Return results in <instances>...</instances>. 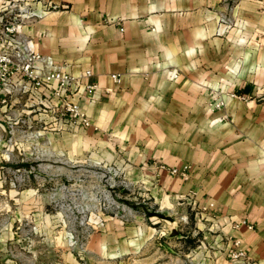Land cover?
<instances>
[{
  "label": "crops",
  "instance_id": "crops-1",
  "mask_svg": "<svg viewBox=\"0 0 264 264\" xmlns=\"http://www.w3.org/2000/svg\"><path fill=\"white\" fill-rule=\"evenodd\" d=\"M49 1L21 33L68 65L90 122L56 128L50 146L123 164L187 208L201 238L189 264H264V0ZM153 231L110 218L95 250L142 259L148 243L166 248ZM239 250L245 260L232 261Z\"/></svg>",
  "mask_w": 264,
  "mask_h": 264
},
{
  "label": "rangeland",
  "instance_id": "rangeland-1",
  "mask_svg": "<svg viewBox=\"0 0 264 264\" xmlns=\"http://www.w3.org/2000/svg\"><path fill=\"white\" fill-rule=\"evenodd\" d=\"M48 118L16 97L0 106V264H189L201 240L191 212L151 195L123 164L56 150ZM110 218L149 226L166 248L106 260L95 245Z\"/></svg>",
  "mask_w": 264,
  "mask_h": 264
},
{
  "label": "built area",
  "instance_id": "built-area-1",
  "mask_svg": "<svg viewBox=\"0 0 264 264\" xmlns=\"http://www.w3.org/2000/svg\"><path fill=\"white\" fill-rule=\"evenodd\" d=\"M49 0H2L0 2V106H6L12 97L24 100L32 112L48 111L54 115L53 129L71 124L84 128L90 126L86 114L73 96L79 88V82L69 71L67 64H60L48 55L37 50L31 39L21 33V28L43 17L52 8ZM219 23H225L220 17ZM85 74H90L87 71ZM112 80L119 83L117 74L111 75ZM173 77H176L173 74ZM235 98L234 94H230ZM224 106L222 99L215 101L214 107ZM42 114L38 113V116ZM37 117V116H35ZM177 174V170H171ZM185 178L186 175L183 173ZM246 226L240 222L234 227ZM252 230V226H247ZM239 246V242L235 243ZM241 250L230 254L232 261L245 260Z\"/></svg>",
  "mask_w": 264,
  "mask_h": 264
}]
</instances>
